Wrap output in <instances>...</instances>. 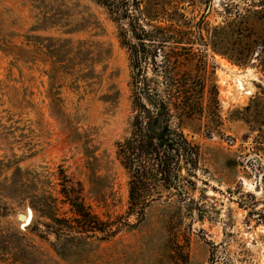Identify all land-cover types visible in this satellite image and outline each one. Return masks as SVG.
<instances>
[{
	"label": "rangeland",
	"instance_id": "obj_1",
	"mask_svg": "<svg viewBox=\"0 0 264 264\" xmlns=\"http://www.w3.org/2000/svg\"><path fill=\"white\" fill-rule=\"evenodd\" d=\"M187 1L179 7L193 25H232L236 50L264 35L256 20L238 18L255 0ZM200 49L186 68L202 91L182 126L198 151L196 166L179 170L186 194L163 192L137 222L115 148L133 115L115 24L93 0H0V264H210L212 246L211 264H264V56L256 48L238 67ZM144 75L162 83L149 64ZM60 169L117 235L63 241L43 220L20 227L30 205L62 199ZM58 209L71 216L67 204Z\"/></svg>",
	"mask_w": 264,
	"mask_h": 264
},
{
	"label": "trees",
	"instance_id": "obj_2",
	"mask_svg": "<svg viewBox=\"0 0 264 264\" xmlns=\"http://www.w3.org/2000/svg\"><path fill=\"white\" fill-rule=\"evenodd\" d=\"M105 9L118 31L132 70V118L129 132L116 142V156L128 176V216L139 222L145 209L161 198L163 192L176 191L185 195L181 165L196 166L197 147L183 133L185 120H190L199 106L202 94L191 74L186 71L201 47L211 50L238 67H246L252 52L264 56V35L248 49H237L228 37L234 33L232 25L210 28L193 25L179 7L187 0H93ZM238 18H252L264 30V0H255ZM238 26L239 36L247 30L243 19ZM241 38V37H239ZM253 43V41H251ZM236 54V55H234ZM233 58V59H231ZM258 60V59H256ZM149 64L154 75L161 74L162 83L144 75ZM248 109V108H247ZM176 119L177 124L172 121ZM262 128V127H261ZM264 139V130L258 129ZM86 156L94 158L93 153ZM61 200L52 195L30 205L23 227L38 229L39 220L57 240L73 241L76 233L100 234L101 240L113 238L119 228L103 222L86 208L80 193L60 169ZM71 183V186L68 185ZM58 204L70 207V217L58 215ZM80 224V225H79ZM79 225V226H78ZM127 227H131L129 224ZM214 247L210 249L212 263Z\"/></svg>",
	"mask_w": 264,
	"mask_h": 264
},
{
	"label": "water",
	"instance_id": "obj_3",
	"mask_svg": "<svg viewBox=\"0 0 264 264\" xmlns=\"http://www.w3.org/2000/svg\"><path fill=\"white\" fill-rule=\"evenodd\" d=\"M26 211H28V210H26ZM29 212V211H28ZM28 213H25V214H18L17 215V219H18V221L21 223L20 224V227H21V225H22V222L25 220V217H26V215H27ZM27 226H29V225H27ZM26 226V227H27Z\"/></svg>",
	"mask_w": 264,
	"mask_h": 264
}]
</instances>
